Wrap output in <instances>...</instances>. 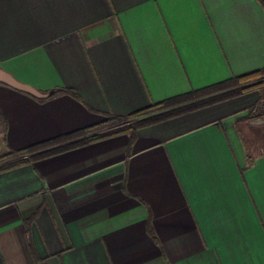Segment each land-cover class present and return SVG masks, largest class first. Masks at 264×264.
Segmentation results:
<instances>
[{"label":"crops","instance_id":"0c3cea01","mask_svg":"<svg viewBox=\"0 0 264 264\" xmlns=\"http://www.w3.org/2000/svg\"><path fill=\"white\" fill-rule=\"evenodd\" d=\"M263 67L264 0H0V68L51 93L0 83V157ZM258 97L0 173V264H264Z\"/></svg>","mask_w":264,"mask_h":264},{"label":"trees","instance_id":"16d2710c","mask_svg":"<svg viewBox=\"0 0 264 264\" xmlns=\"http://www.w3.org/2000/svg\"><path fill=\"white\" fill-rule=\"evenodd\" d=\"M66 92L80 99L76 92L72 90H66ZM251 92H258L259 97L257 102L247 110L244 121L264 120L263 67L248 74L233 76L220 83L202 89H193L165 101L154 103L127 116L106 115L104 121L90 127L34 144L25 149L8 152L0 157V173L122 134L129 135L131 142H133L141 128L235 99ZM148 231L153 236L155 235L150 222L148 223Z\"/></svg>","mask_w":264,"mask_h":264},{"label":"water","instance_id":"95a60500","mask_svg":"<svg viewBox=\"0 0 264 264\" xmlns=\"http://www.w3.org/2000/svg\"><path fill=\"white\" fill-rule=\"evenodd\" d=\"M0 83L7 85L11 88H14L16 90L22 91L24 93H27L36 98L43 99L51 95V93H42L38 91L37 89L18 81L11 74L6 72L2 68H0Z\"/></svg>","mask_w":264,"mask_h":264},{"label":"rangeland","instance_id":"374dc122","mask_svg":"<svg viewBox=\"0 0 264 264\" xmlns=\"http://www.w3.org/2000/svg\"><path fill=\"white\" fill-rule=\"evenodd\" d=\"M242 132H245L246 136L248 135V137L252 140V143L249 145L248 148L251 155H254L257 152H264V130H256L254 128H249V131L243 130ZM3 141V145L5 146V138ZM7 150L10 151L11 149L9 150V148H7Z\"/></svg>","mask_w":264,"mask_h":264}]
</instances>
